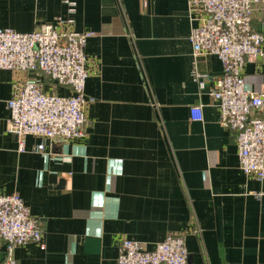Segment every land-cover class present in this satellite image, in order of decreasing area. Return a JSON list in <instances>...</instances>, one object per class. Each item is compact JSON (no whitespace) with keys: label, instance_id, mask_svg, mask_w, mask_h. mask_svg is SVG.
<instances>
[{"label":"crops","instance_id":"obj_1","mask_svg":"<svg viewBox=\"0 0 264 264\" xmlns=\"http://www.w3.org/2000/svg\"><path fill=\"white\" fill-rule=\"evenodd\" d=\"M194 15L189 0H0V29L60 19L90 32L79 137L28 135L19 152L6 102L21 81L71 92L44 74L0 69V194L19 195L44 236L43 248H14L17 264H116L123 238L152 249L168 234L183 236L187 264H264V179L240 169L234 133L218 121L222 65L193 55ZM242 73L258 91L264 57ZM4 252L0 240V260Z\"/></svg>","mask_w":264,"mask_h":264},{"label":"built area","instance_id":"obj_2","mask_svg":"<svg viewBox=\"0 0 264 264\" xmlns=\"http://www.w3.org/2000/svg\"><path fill=\"white\" fill-rule=\"evenodd\" d=\"M189 4L196 21L189 36L193 55H214L222 65L212 91L218 121L234 133L240 169L263 180L264 85L258 91L248 89L242 71L245 62L264 57V0H189ZM89 35L60 19L30 32L0 29V69L44 74L71 92L48 94L35 80L21 81L6 102L7 131L15 136L19 152L25 150L28 135L62 142L83 134L90 102L84 96ZM190 112L192 119H201L200 106H192ZM0 240L5 246L0 264H17L13 256L17 246L33 242L44 247L37 218L16 193L0 194ZM116 264H187L183 236L168 234L152 249L123 238Z\"/></svg>","mask_w":264,"mask_h":264}]
</instances>
